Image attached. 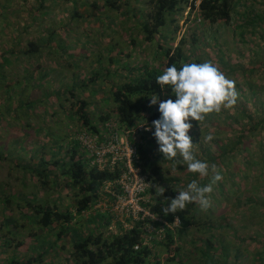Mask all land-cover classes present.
Segmentation results:
<instances>
[{"label": "rangeland", "instance_id": "1", "mask_svg": "<svg viewBox=\"0 0 264 264\" xmlns=\"http://www.w3.org/2000/svg\"><path fill=\"white\" fill-rule=\"evenodd\" d=\"M128 1L130 6H126L122 10L127 17L120 16V20L109 31L100 32V23L94 21L92 16L95 11L94 4L100 7L101 10L98 11L100 16L106 14L109 16L117 15L115 10L101 8L106 4V0H48L46 2L48 14L39 17L36 15H38L41 0H0V13L4 14H0V62L4 58L10 60L1 72L5 77L0 80V112L2 113L0 155L3 154L4 159V161L0 160V264H7L4 260H7L9 255L13 253L12 248L7 251L6 246H4L6 240L10 238L9 234L6 236L8 228L5 218L8 217V220L12 221L14 218L19 217L18 220L21 221L18 205L28 208L26 200L33 199L49 200L52 203L56 199L58 200L60 196L63 201L59 206L62 209L73 204V193L70 190L52 191L53 194H51L47 190L48 188L39 185L41 180L33 170L38 167L39 170L43 171V168L40 167L41 160L53 161L54 151H56L55 158H65L66 150L58 152V144L67 147V145L79 141L81 147L89 150L87 158L90 157L89 159H91L95 156L93 164L100 165V169L115 165V162L121 159L126 160L127 169H129V174L132 176H124L119 182L120 187L122 186L124 189L123 194L114 185L108 183L103 188V194L100 195L98 202L93 205L92 212L107 210L113 217L111 225L106 229L107 232H115L116 219L122 222L125 228L131 226V221H139L145 217H151L153 220L158 221L156 217L150 216L139 205V201L143 200L140 193L146 188L147 183H145L144 177L133 169L131 163L135 150L134 146L128 142L127 135L122 134L117 137L116 134H111L107 138L108 142L97 144L96 137L87 133L80 123L73 122V128L78 130V134L69 136V131L66 130L65 126V122L68 120L67 115L62 112L59 101L56 99L49 101V98H44L42 93L44 89L49 87H55V90H58L59 88L54 84L63 81L64 78L72 79L75 73H80V80L90 78L98 68L97 57L102 56L105 60L109 58L107 50L109 45H116L123 53L119 55L120 63L110 66L112 73L118 72L119 74V79L115 81L117 85L129 81L132 79V75L135 74L125 69H135L137 66H162L163 62L166 61L160 57V60L157 58L160 54L159 44L175 49L183 37L190 41L185 49L186 54L194 62H210L226 78L234 81V89L237 93L235 104L205 114L200 121L190 120L192 128L189 135L192 137L194 145L193 152L198 158H203L206 149L221 154L220 149L222 146L236 143L244 130H251L264 122V27L263 23L258 21L255 24H246V20L242 18L246 8L243 6L244 3L247 6L254 7L257 11H264V0H242L237 8L238 12L233 15V20L230 23H219L213 26L204 22L198 9L193 14H189V9H186L183 16L176 18L177 24L165 30L163 39L159 35L154 45L145 41L144 31L146 16L152 11L151 0ZM199 4L200 0H197L196 5ZM128 8L130 10L126 12ZM74 9H77L79 14L87 19L71 20ZM103 24L105 22H102ZM48 29L57 31V41L62 45H67L65 47L68 56L75 55L74 59L64 58L62 53L60 57L46 56L43 59H36L31 64L23 57L14 60L10 54L3 56V52L7 48H14L17 52L23 51L29 41L46 37ZM133 38L138 41L136 47L131 43ZM39 68L41 70H38ZM38 73L40 75L49 73V76L45 77L42 86H38V80H31V83L29 82L30 86L27 88L26 75L34 74L37 76ZM16 82L22 84L20 87V84L18 85L19 88H17L15 97L19 98L22 94V96L25 95V99H28V96L33 99L34 95H36L34 98L36 100L39 97L42 98L36 109L31 110L29 114L27 113L19 120L14 119L11 114L4 115L6 106L10 105L13 111L20 103L18 98L7 101V91H9L7 85ZM90 86L91 89H97L98 92L91 93L88 90L79 92L77 95L91 104L89 111L93 117L98 118L97 115L102 112V108H106L108 111L110 109L109 105L112 103L103 100L105 97L109 98L106 93L109 92L111 87L109 83L101 81L97 82L94 87ZM31 90L34 91L32 94H30ZM60 102H64L63 97ZM53 112L56 114L55 118L51 116ZM111 123L107 124L109 129L116 126L115 121ZM142 130H145V128L140 126L138 133H135V143H140ZM61 135L63 136L62 139H55L56 136ZM257 140L264 146V128L262 126L254 135L247 134L245 136V142L236 154L235 160H233L234 167L248 169L244 175L247 180L239 174L236 180L230 181L229 179L227 182L225 181L229 189L226 200H222L217 185H213L212 194L214 196L210 198L211 214L214 216L216 228L213 235L226 245V249H219L221 251L216 252L217 254H213V256L221 258L223 262L225 261L223 254H226L225 257L228 260L226 264H255L254 260L258 259L257 254L262 252L264 222L260 223V221L263 214L258 209V211L252 213L248 206L251 205L249 198L252 196L253 188L258 186L257 194L264 195L263 171L256 165H250V168H247L250 161L256 160L259 162L258 157L261 155L259 151L261 146H258ZM263 161H260V164L264 167ZM222 165V162H218L217 166L213 168V173L217 172L218 168L221 169ZM23 168L30 170L26 171ZM185 168L187 167L185 166ZM163 170H170L169 175L179 173L178 169H172L169 164L165 165ZM252 172H254L253 176ZM47 173H51L52 179L50 180H54L59 184L63 182L55 167L49 166ZM188 173L181 174L184 186L191 182ZM240 181L247 182L238 185ZM61 192L63 193L61 194ZM20 196H24L26 199L16 198ZM107 196H113L115 200L111 201ZM10 197L16 198V202L9 207L8 211H3L4 203L1 201ZM192 206L193 210L198 209V207H195L197 203H192ZM208 209H203L201 214L204 215L208 212ZM90 214H87V216ZM176 223L177 226H181L179 219ZM226 224L234 225L235 234L225 227ZM11 227H13V224H11ZM148 228L149 231L156 234V239L149 241L148 245L152 249H156L154 243L156 241L160 242L163 238V229L155 231L153 226ZM21 231L26 236L24 238L25 242L29 243L31 241L29 235L32 232L24 229ZM196 233V230H192L186 238L187 242H196V246L202 248L201 243L210 237V234L200 233L196 240L192 236ZM71 236L69 234L64 242L58 245L61 251L49 254L52 264H66L65 258L71 252L69 246ZM214 241L218 245L217 241L219 240L214 239ZM63 247H66V249H63ZM187 250L190 254H185V256L192 255V257L184 256V263L187 264L190 258L191 262L193 261L192 264H200L203 258L202 255L198 253L193 255L192 253H195L193 249L189 248ZM221 252H223L222 255H220ZM236 254L240 257L237 260ZM18 255L19 260L29 261L35 255V251L23 247L19 249Z\"/></svg>", "mask_w": 264, "mask_h": 264}, {"label": "trees", "instance_id": "2", "mask_svg": "<svg viewBox=\"0 0 264 264\" xmlns=\"http://www.w3.org/2000/svg\"><path fill=\"white\" fill-rule=\"evenodd\" d=\"M47 1L41 0L37 17L48 14ZM241 1L200 0V4L196 5L197 0H151L152 11L146 16L144 25L145 41L154 45L159 35L163 39L165 37V30L175 26L177 24L176 18L183 16L186 9H189V14H193L198 9L204 22L211 26L219 23H230L233 20V15L238 12L237 8L240 6ZM126 6H130L128 0H106V4L101 8L115 10L117 15L109 16L106 14L100 16L98 15V11L101 9L97 4H94L95 11L92 16L94 21L96 20L100 23V32L109 31L120 20V16L127 17L125 12H122ZM243 6L246 8L242 18L246 20V24H255L258 21L263 23L264 27V11H257L254 7L247 6L246 3ZM129 10L130 8L126 12ZM0 14L4 15L3 13ZM76 19L84 20L87 18L79 14L77 9H74L71 20ZM102 22H105V24L102 25ZM46 34V37H39L35 41H29L23 51L17 52L14 48L5 49L3 56L10 54L14 60H19V58L23 57L24 60L30 63L36 59H43L46 56L60 57L62 53L64 58H75V55L68 56V51L65 47L67 45H62L57 41L56 36H58V33L56 30L51 31L48 29ZM5 42L8 45L7 41ZM131 43L136 47L138 41L133 38L131 39ZM187 43H190V41L183 37L175 49L159 44L158 49L160 54H158L157 58L159 59L160 57L166 62H163L162 66L159 65L157 67L137 66L135 69H125V67V70L131 73L134 72L135 74L132 75V79L121 83V85L115 83L119 79V74L118 72L112 73L110 66L119 64V55L123 53L116 45L111 44L107 47L109 58L105 60L102 56L97 57L98 70L96 69L97 71L95 70L90 78L87 77L85 80H80V73H75L72 79L64 78L63 81L54 84L59 88L58 90H55V87H49L42 92L44 98H49V101H54L55 99L59 101L62 112L67 115L68 120L65 122V126L66 130L69 131V136L78 134V130L73 128V122H77L76 124L80 123L87 133L96 137L97 144L108 142L107 138L111 134H116L117 137L122 134L127 135L128 142L134 146L135 150L131 163L133 169L138 171L140 176L144 177L145 183H147L146 188L140 193L143 200L139 201V205L150 216L156 217L158 221L153 220L151 217H145L139 221H131V226L125 228L123 223L116 219L115 232H107L106 229L111 225L113 217L107 210L104 212H92L93 205L98 202L100 195L103 194V188L108 183L114 185L123 194L124 189L122 186L120 187L119 182L124 176H132L129 174V169H127L126 160L121 159L115 162V165L100 169V165L97 163L93 164L95 156L91 159H89L90 157L87 158L89 150L81 147L79 141H75L71 145H67V147L58 144V152L66 150L65 158H55L56 151H54V156L52 157L53 161L55 160L54 162L42 159L40 167L43 168V171L39 170L38 167L33 170L41 180L39 185L43 188H48L47 190L51 194L53 192H60L61 190H70L73 193V204L62 209L59 206L61 201H63L60 196L58 200L56 199L52 203L49 200L33 199L26 200L28 208L18 205L19 216L22 220L19 221V217L17 219L14 218L12 221L8 220V217L5 218L8 228L6 236L9 234L10 238L6 240L4 246H6L7 251L10 248L13 250L8 259L4 260L7 264H52L49 254L61 251L58 245L64 242V239L69 234L72 235L71 243L69 244L71 252L65 258L66 264H185L183 257L185 254H190L187 250L189 248L194 250L195 253H192L193 255L196 253L202 255L203 258L200 264H226L228 262L227 257H225L226 254H223L225 260L223 262L221 258L213 256V254H217L216 252L221 251L219 249H226V245L213 235L216 228L210 206L209 209L207 208L208 212L204 215L201 214L203 209H201L198 202L189 203L184 210L176 214L165 215L162 211L163 208L168 206L170 202L168 199L175 198L178 195L177 191L186 188L187 185L185 184L184 186L181 174L189 171L185 168L186 165H174L173 161L164 159L153 136L154 129L150 131L146 130V128L151 126L152 121L160 117L158 104L150 105V99L153 96H158L161 100L174 99L170 86L159 85L156 78L172 65H176L179 69L184 63H196L186 54L185 47ZM115 52L117 53L115 54ZM9 61V59L4 58L0 62V80L5 77L1 72ZM38 70H41V68ZM46 76H49V73H43L42 75L38 73L37 76L27 74L25 79L28 82L27 88L30 86L29 82L31 83V80H38V86H42ZM99 81L110 84L111 88L106 93L109 98L105 97L103 101L107 103L109 101L112 104L109 105V111L106 108H102V112L97 115L98 118H95L89 111L91 104L87 100L78 97L77 94L88 90L91 93H97V89H91L90 85L94 87ZM21 84L20 82H16L15 84L8 83L7 101L18 98L15 97V94ZM33 92L31 90L30 94ZM24 96L20 95L18 98L20 103L13 111L10 105L6 106L4 108V115L11 114L16 120L22 119V116L36 109L39 105L38 103L42 101L41 97L38 100L34 99L36 95H34L33 99L28 96L30 100L25 99ZM62 97L64 102H60L62 101ZM1 116L2 113L0 112V122ZM51 116L55 118L56 114L53 112ZM113 121H115L116 126L109 129L107 124L113 123ZM140 126H143L145 130H142L140 134V143H135V133H138ZM261 126L264 128V122L251 130H244L236 143L222 146L220 149L221 154L220 152L219 154L212 152L209 149L204 151L203 158H198L194 154L198 159L209 163V176L201 177L197 173L189 172L188 177L191 181L196 179L203 186L210 183L211 177L219 173L222 178L212 184V192L213 185H217L222 195V200H226L229 189L225 181L227 182L229 179L230 181L236 180L239 174L247 180V177L244 175L248 169L234 167L233 160H235L236 154L244 144L245 136L247 134L254 135ZM62 138V135L55 137L58 140ZM256 143L258 146H261L259 149L261 154L258 157L259 162L256 160L250 161L247 168H250V165H256L264 173V167L260 164V161L264 160V146H262L259 140ZM2 155H0V160L4 161ZM218 162L223 163L222 168H218L217 172L213 173V168L217 166ZM167 164L171 165L172 169H178L179 173L169 175L170 170H163ZM49 166L55 167L59 172L58 174L63 180L61 184L50 180L52 179L51 173H47ZM23 169L26 171L30 170L28 168ZM253 173L252 176L254 175ZM246 182L240 181L238 185H243ZM159 186L165 188L163 196L159 194ZM257 187L253 188L252 196L249 198L251 205L248 206L252 213L258 210L262 211L263 216L260 223H263L264 195L257 194ZM212 192L209 194L210 198L214 196ZM21 197L25 198L24 196L16 198ZM107 197L111 201L115 200L113 196ZM16 198L3 199L1 202L4 203V209L2 210L8 211L9 207L16 202ZM192 203H197L195 207H198V209L193 210ZM87 214L90 215L87 216ZM177 219H179L181 226H177ZM11 224H13V227H11ZM149 226H153L155 231L163 229V238H161L160 242L156 241L154 243L156 249H152L148 245L149 241L156 239V234L149 231ZM233 226V224H228L225 227L232 230L235 234ZM22 229L32 232L29 235V238H31L29 243L25 242L24 238L26 236L22 234ZM192 230L197 231L196 235H192L196 240L200 233L205 235L210 234V237L201 243L202 248H198L196 242H187L186 238ZM214 239L219 240L217 241L218 245ZM23 247L35 251V255L29 261L18 259V251ZM261 247L262 252L257 254L258 259L254 260L255 264H264V241L261 243ZM63 249H66V247H63ZM185 257H192V255ZM235 257L236 260L240 258L237 254ZM192 262L189 258L187 264H192Z\"/></svg>", "mask_w": 264, "mask_h": 264}, {"label": "clouds", "instance_id": "3", "mask_svg": "<svg viewBox=\"0 0 264 264\" xmlns=\"http://www.w3.org/2000/svg\"><path fill=\"white\" fill-rule=\"evenodd\" d=\"M156 81L161 86H170L174 99L161 100L158 96L150 99V105L158 104L160 117L146 130L154 129L153 136L164 159L173 161L174 165H186L187 171L208 177L209 163L198 159L193 152L190 120L200 121L205 114L235 104L234 81L210 62L184 63L179 69L172 65ZM221 178L216 173L211 182L203 186L196 179L192 180L185 189L177 191L175 198L168 199L170 202L162 211L165 215L176 214L191 202H198L201 209H207L212 184ZM164 192L165 188L159 186V194L163 196Z\"/></svg>", "mask_w": 264, "mask_h": 264}]
</instances>
